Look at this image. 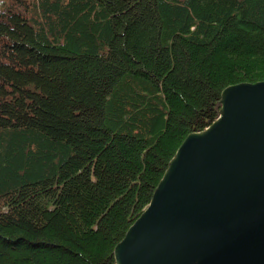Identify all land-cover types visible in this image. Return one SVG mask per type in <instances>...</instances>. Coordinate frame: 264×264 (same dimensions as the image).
<instances>
[{
  "label": "trees",
  "instance_id": "1",
  "mask_svg": "<svg viewBox=\"0 0 264 264\" xmlns=\"http://www.w3.org/2000/svg\"><path fill=\"white\" fill-rule=\"evenodd\" d=\"M264 79V0H0V264H115L221 91Z\"/></svg>",
  "mask_w": 264,
  "mask_h": 264
},
{
  "label": "water",
  "instance_id": "2",
  "mask_svg": "<svg viewBox=\"0 0 264 264\" xmlns=\"http://www.w3.org/2000/svg\"><path fill=\"white\" fill-rule=\"evenodd\" d=\"M115 264H264V79L226 86L185 136Z\"/></svg>",
  "mask_w": 264,
  "mask_h": 264
}]
</instances>
